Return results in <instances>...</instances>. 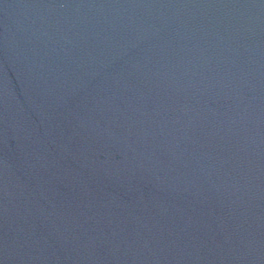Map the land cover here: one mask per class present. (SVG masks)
I'll use <instances>...</instances> for the list:
<instances>
[{
	"label": "water",
	"instance_id": "95a60500",
	"mask_svg": "<svg viewBox=\"0 0 264 264\" xmlns=\"http://www.w3.org/2000/svg\"><path fill=\"white\" fill-rule=\"evenodd\" d=\"M0 264H264V0H0Z\"/></svg>",
	"mask_w": 264,
	"mask_h": 264
}]
</instances>
